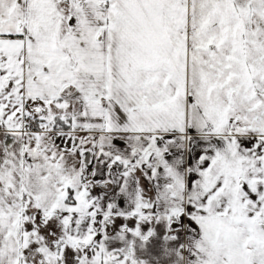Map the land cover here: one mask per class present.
I'll use <instances>...</instances> for the list:
<instances>
[{"label": "snow or ice", "instance_id": "snow-or-ice-1", "mask_svg": "<svg viewBox=\"0 0 264 264\" xmlns=\"http://www.w3.org/2000/svg\"><path fill=\"white\" fill-rule=\"evenodd\" d=\"M0 264H264V0H0Z\"/></svg>", "mask_w": 264, "mask_h": 264}]
</instances>
